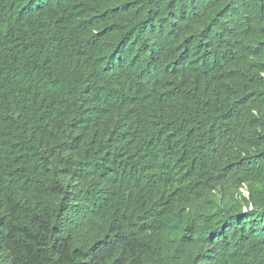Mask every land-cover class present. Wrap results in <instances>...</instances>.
<instances>
[{
    "label": "clouds",
    "instance_id": "1",
    "mask_svg": "<svg viewBox=\"0 0 264 264\" xmlns=\"http://www.w3.org/2000/svg\"><path fill=\"white\" fill-rule=\"evenodd\" d=\"M211 1L232 9L254 0H121L101 15L97 28L85 16L80 18L77 40L76 33L61 24L67 23L63 8L68 0H26L16 7L0 0L5 25L0 68L20 92L47 99L58 88L59 74L72 70L58 68L56 54L48 50L63 40H76V55L90 53L106 84L100 110L110 117L95 126L96 135L109 144L123 133L138 140L147 134L149 141L158 131L166 137H210L212 153L183 172L182 183L175 182L174 162L157 171L160 196L151 210H166L154 216L165 262L264 264V40L256 53L248 54L254 34L233 41L235 23L228 27L218 18L204 28L202 12ZM180 24L193 29L201 24L195 34L201 50L194 55L182 46L181 57L167 61L164 43ZM26 28L31 29V41L19 35ZM112 32L121 42L103 48L101 34ZM189 56L206 58L213 72L194 74ZM147 62L153 67L145 69ZM133 88L151 100L146 112H138ZM172 99L176 105L165 107ZM136 116L140 121L133 125Z\"/></svg>",
    "mask_w": 264,
    "mask_h": 264
},
{
    "label": "trees",
    "instance_id": "2",
    "mask_svg": "<svg viewBox=\"0 0 264 264\" xmlns=\"http://www.w3.org/2000/svg\"><path fill=\"white\" fill-rule=\"evenodd\" d=\"M25 1L3 3L16 7ZM120 1L68 0L63 8L67 23L61 24L69 26L77 40L80 18L85 16L97 28L101 15ZM224 6L211 1L202 12L203 27L215 18L228 27L235 23L233 41L254 34L248 54L256 53L264 40V0L232 9ZM175 27V35L164 43L167 61L180 58L182 46L199 55L195 34L201 24L198 29L185 24ZM4 32L0 21V37ZM114 33L101 34L103 48L121 42ZM19 35L32 39L30 28ZM76 40H63L48 50L56 54L58 68L72 70L59 74L58 88L47 99L20 92L9 73L0 68V264H166L155 219L166 210H151L160 196L155 186L157 171L174 162L175 182L182 183V173L212 153L211 138L182 133L166 137L158 131L149 141L147 134L138 140L123 133L109 144L107 138L96 135L95 126L110 117L100 110L106 84L91 63L90 53L76 55ZM3 59L0 46V66ZM188 60L198 76L213 72L206 58L189 56ZM144 65L145 69L153 67V63ZM130 92L138 97V112L151 107V100L135 88ZM176 103L172 99L164 106ZM139 121L136 116L132 124Z\"/></svg>",
    "mask_w": 264,
    "mask_h": 264
}]
</instances>
